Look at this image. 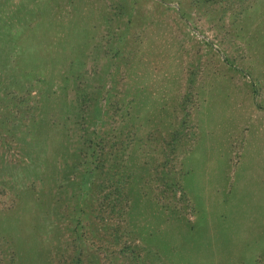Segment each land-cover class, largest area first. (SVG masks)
<instances>
[{"label": "rangeland", "instance_id": "obj_1", "mask_svg": "<svg viewBox=\"0 0 264 264\" xmlns=\"http://www.w3.org/2000/svg\"><path fill=\"white\" fill-rule=\"evenodd\" d=\"M0 264H264V0H0Z\"/></svg>", "mask_w": 264, "mask_h": 264}, {"label": "trees", "instance_id": "obj_2", "mask_svg": "<svg viewBox=\"0 0 264 264\" xmlns=\"http://www.w3.org/2000/svg\"><path fill=\"white\" fill-rule=\"evenodd\" d=\"M85 170H86L85 172H86L87 177L92 178V176L94 175L95 168L93 166L92 167L88 166V167H86ZM120 190H122V183H121V181H119L118 189L116 187L115 192H118L119 195H122V193L120 192Z\"/></svg>", "mask_w": 264, "mask_h": 264}]
</instances>
